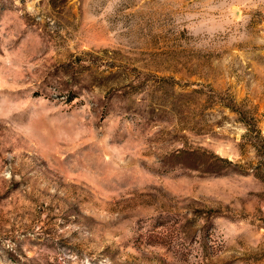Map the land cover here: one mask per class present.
<instances>
[{
    "label": "rangeland",
    "instance_id": "rangeland-1",
    "mask_svg": "<svg viewBox=\"0 0 264 264\" xmlns=\"http://www.w3.org/2000/svg\"><path fill=\"white\" fill-rule=\"evenodd\" d=\"M0 264H264V0H0Z\"/></svg>",
    "mask_w": 264,
    "mask_h": 264
}]
</instances>
